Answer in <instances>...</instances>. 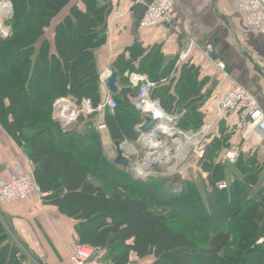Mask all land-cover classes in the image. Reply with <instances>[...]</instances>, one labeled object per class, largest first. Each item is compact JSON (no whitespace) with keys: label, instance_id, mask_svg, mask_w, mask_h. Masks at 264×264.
<instances>
[{"label":"trees","instance_id":"16d2710c","mask_svg":"<svg viewBox=\"0 0 264 264\" xmlns=\"http://www.w3.org/2000/svg\"><path fill=\"white\" fill-rule=\"evenodd\" d=\"M70 1L10 0L12 16L6 22L11 33L6 38L0 36V124L33 161L36 182L49 191L43 203L73 222L71 233L77 243L95 248L94 256L110 264H239V258L241 264H264V242L256 243L264 235V186L258 185L264 157L241 151L236 164L222 162L235 135L222 126L229 124L234 114L218 119L208 135L205 159L210 170L206 178L201 176L208 187L206 200L191 180L178 181L181 184L175 187L162 179L131 178L141 197L94 183L90 165L107 169L97 156L101 141L95 123L91 139L96 153L91 152V158L81 160L63 147L64 138H74L76 124L64 133L51 119L53 102L57 97H70L78 103L89 99L93 105L102 100L95 52L106 41L105 19L114 9L108 0H75L66 9ZM60 14L61 21L49 40L46 32ZM72 44L80 55L74 54ZM137 46L127 48L126 64L134 62L140 51ZM192 61V55H187L179 64L180 78L178 74L167 80H163L165 70L159 69L157 58L132 69L146 73L155 82L151 98L159 100L166 112L179 115V128L195 131L214 118L217 101L214 89L203 98L196 96V72L186 65ZM112 96L116 107L104 116L109 137L136 141L140 112L128 100L124 102L114 93ZM115 165L111 164L119 174L134 175ZM222 181L227 182L226 189L217 188ZM185 195L191 198L188 205L181 202ZM194 200L197 205H192ZM158 208H170L180 215L203 232V240L169 225ZM201 213L204 227L200 226ZM10 234L0 220V264H25L14 239L23 241Z\"/></svg>","mask_w":264,"mask_h":264},{"label":"crops","instance_id":"0c3cea01","mask_svg":"<svg viewBox=\"0 0 264 264\" xmlns=\"http://www.w3.org/2000/svg\"><path fill=\"white\" fill-rule=\"evenodd\" d=\"M116 1L110 2L114 6ZM121 10L122 17L117 18L111 12L105 19L106 41L95 52V62L100 74L107 77L111 70L121 72V75L118 74L117 84L119 87L125 86V71L134 66L142 67L144 62L147 64L157 58L159 69L165 70L163 80H167L179 74V64L183 59L179 60L178 55L188 50L193 61L186 65L191 67L192 72H196V96L203 98L214 89L217 97L218 88L225 90L228 85L217 78L212 62L204 58L192 42L200 46L208 44L212 46L211 58L222 60L229 75L256 97L264 111V34L246 31L244 19L234 0H174L175 24L170 28L139 29L138 19L134 16L133 5L129 0H123ZM66 11L62 15L68 12ZM133 44H138L140 51L133 59L134 62L126 64L128 60L125 52ZM180 76L181 71L179 78ZM147 77L150 79L148 75ZM105 89L109 91L107 84H101L102 94ZM116 95L132 104V92L126 100ZM228 120L229 124L225 122L222 127L233 130L236 115ZM234 134L233 140L240 145L242 152L254 151L264 157V143L256 135H248L244 131ZM23 154L25 152L0 124V178L7 177L6 166L9 163L20 161L23 167H27ZM1 212L14 229L13 232L34 256L45 260L46 264H61L60 257L71 258L69 251L76 242L71 233L73 222L62 217L53 206L44 204L42 199L33 198L1 206Z\"/></svg>","mask_w":264,"mask_h":264},{"label":"built area","instance_id":"2783aa9c","mask_svg":"<svg viewBox=\"0 0 264 264\" xmlns=\"http://www.w3.org/2000/svg\"><path fill=\"white\" fill-rule=\"evenodd\" d=\"M134 6L136 3L146 5L142 16L137 20L139 29L150 28H170L175 24L174 18V0H129ZM239 12L241 13L246 31L253 34H264V0H234ZM123 0H117L113 16L120 18L122 14ZM12 16V6L10 0H0V35L8 33L7 20ZM200 51L204 58L210 60L217 72V78L226 82L228 88L223 90L219 87L216 97V113L210 122L203 123L197 130H183L177 126L179 115L177 113L166 112L160 105L159 100L151 98V91L155 82L150 80L146 74L138 71L127 70L124 72L126 78L125 86H129L134 95L130 97L132 104L142 112V122L137 125L136 130L144 122L145 116L156 119V123L149 131H154L159 141V148L154 150H144L146 140L142 138L143 133H139L136 141H139L140 148L124 141L125 155H135L137 158L131 160V164L136 167V162L145 163L148 161L146 170L139 168L149 174L154 172L153 166H150L152 160L159 163V168L167 165L166 171L177 175L184 174V171L174 167L171 169L169 164L173 159L177 161L185 160L192 154L194 163L193 168L201 165L205 159V147L209 142V132L215 127L216 121L225 116V114L236 115L233 131L236 134L246 132L248 135H256L258 140L264 143V111L262 110L256 97L242 84L233 79L226 71L225 63L219 59H212V46H200L192 42ZM188 50L178 55L179 60L185 59ZM105 75H100L101 84H106ZM59 101L53 102L52 113L55 120H58L60 127L71 128L72 124L87 120L91 116L96 119L98 130H105L104 116L107 110L112 111L116 107V100L111 93L105 89L103 98L96 105H93L89 99H82L80 103L70 97H59ZM57 100V99H56ZM132 145L133 150L129 151L128 146ZM159 149V151H158ZM174 151V154H173ZM140 152L145 156L138 159ZM151 153V154H150ZM241 154V147L231 142L230 147L225 150L222 156V162L227 165H234ZM156 155H159L157 157ZM156 156V157H155ZM153 158L150 160V158ZM23 159L27 167H23L20 162L7 164V177L0 178V204L1 206L10 204L17 200L30 201L33 198L41 200L47 195L40 185L36 182L33 174V161L23 154ZM131 159V158H130ZM138 159V161H136ZM136 161V162H135ZM137 168V167H136ZM155 168V167H154ZM202 171V170H201ZM205 177V176H204ZM264 186V181L261 183ZM218 189H226L228 184L222 181L216 184ZM264 242V235L259 237L256 243ZM96 249L87 245L76 243L71 253L72 264H110L94 256Z\"/></svg>","mask_w":264,"mask_h":264},{"label":"rangeland","instance_id":"374dc122","mask_svg":"<svg viewBox=\"0 0 264 264\" xmlns=\"http://www.w3.org/2000/svg\"><path fill=\"white\" fill-rule=\"evenodd\" d=\"M74 1L75 0H71L70 3L66 6V9H68L69 5H72L74 3ZM60 21L61 20H60V16H59L53 21L51 27L47 30L45 37H48L49 40H51L53 35H54L55 25L57 23H59ZM7 26H8L7 27L8 28L7 35L9 36L11 33V26H10V24H7ZM62 32L66 33V30L64 29ZM69 43H70V40H68V44ZM72 43H74V42H72ZM69 46H71V44ZM72 50L74 51V54L80 55V52L78 51L79 49H77V46H75V45L73 46V44H72ZM17 96H18V94H17ZM31 98H32L31 100L36 101L35 96H32ZM56 99L54 100V102L59 101L58 99H60V98L57 97ZM139 112L138 113L142 116L143 115L142 112L141 111H139ZM51 119L52 120L54 119L52 111H51ZM54 121H55V119H54ZM56 123L59 124L58 122H56ZM94 123L96 125L95 117L91 118V119L79 121L76 124L75 133L72 135L74 138H80V139L77 140V139H74L72 137H68L67 139L64 138V140L61 142L63 147L71 150L73 155L76 158H79L81 160L86 158L88 160L87 157L91 158L90 157L91 152L96 153L93 149L94 145H93V142L91 139V138H93V126H95ZM78 134H80V135H78ZM100 141H101V151L97 154V156H98L99 160L102 162V164L105 163V167H107V169H100V167H98V166H93V165L91 166L90 165V167H91L90 178L94 183L102 185L106 190H118V191L123 192L125 195L131 196V197H141V192L138 190V186L136 187L134 185L133 179H136L138 181L139 180H142V181L143 180H149L150 178L156 179V180L162 179V180H165L168 185L175 186V187L180 186L181 183L179 184L178 181L187 180L190 182V180H191L192 182H194L196 184V187L198 188V191H199L201 198L206 200V195H207L206 193H207L208 187L206 186L205 180L203 179L204 180L203 181L201 178V176L202 177L205 176V173H203L198 167L193 168L191 166L194 163V157L192 156V154L189 155L183 161H181V160L177 161L176 159H173L169 163L171 165L172 170L174 169V167H177L178 169H181L182 171H184V174L178 173L180 175L179 177L176 174L177 172L173 174L172 173L173 171L172 172L166 171V168L168 167L167 165L163 166L162 169L159 168V163L157 165L153 166L154 172H150L149 174L146 175L145 172H143L142 170L139 169V168H141V166H137V164H136V163H139V162H136V161H138V159L140 160L145 156L144 152L143 153L140 152L138 155L139 158L135 161L137 168L133 164H131L126 169H123V170H128V171L130 170L134 175H132V174H119L117 171H114L113 167L111 166V164L113 165V158H114V154H115L114 145H113L114 141L109 137L106 130L100 131ZM129 143L136 146V148H140L139 141H137L136 143H135V141H131ZM159 149L162 150V148H159ZM159 149H158V151H159ZM173 154H174V151H173ZM156 156L159 157V155H156ZM130 158H131V160H135L137 157L135 155H130ZM105 160L110 162L109 163L110 167L106 164ZM150 160H152V159H150ZM156 166H157V168H154ZM115 167L118 168L117 165H115ZM131 178H133V179H131ZM203 178H205V177H203ZM263 179H264V172L261 173L258 185H261ZM40 187H41V185H40ZM45 192L48 193L49 191H45ZM43 198H42V200H43ZM190 199L191 198H189L188 196L185 195V197L181 200V202L184 205H188V203L191 202ZM196 201L195 200L192 201L193 202L192 205H197ZM4 206H6V205H4ZM158 210H161V212L164 214V216H166L165 218H166L167 222L169 223V225H171L174 228L176 227V228H180V229L185 230L194 239L198 238L200 240H203L204 234L201 230L196 228L194 225L188 223L185 219L181 218L180 215L173 214V212L171 211L170 208H164V209L158 208ZM0 215L2 217L1 204H0ZM204 219H205V216L201 213L200 214V220H199L201 223L200 224L201 227L205 226ZM0 220L3 223L4 229L7 233L8 232H9V234H10V232L14 233L13 232L14 229L8 224V222L6 221L4 216ZM12 235H15V234H12ZM12 235L10 234V236L12 238H14ZM14 241L16 242L17 247H20L23 255L25 256V258L23 259L25 261V264H46L45 260H42V259L40 260L38 257H33L29 252L30 249L26 246V244L24 242H23L24 243L23 244V243H20L19 241L17 242L15 239H14ZM76 243L77 242H75V244ZM75 244H74V246H75ZM74 246H73V248H71V250L69 252L72 253ZM240 260L241 259L239 258L238 259L239 264H241L243 262L242 260L241 261ZM59 262L61 264H72V260L70 257L66 258V259L60 257ZM133 264H136V262H133Z\"/></svg>","mask_w":264,"mask_h":264},{"label":"water","instance_id":"95a60500","mask_svg":"<svg viewBox=\"0 0 264 264\" xmlns=\"http://www.w3.org/2000/svg\"><path fill=\"white\" fill-rule=\"evenodd\" d=\"M145 9H146V5H144L142 3H136L133 6L134 16L137 19H139L142 16V14L144 13ZM1 36L3 38H6L8 35L6 34V35H1ZM117 76H118L117 72L114 70H111L110 74L107 76V79H106L107 87L111 93H114V94L116 93L119 96H121L124 100H126L128 98V95L132 92V89L129 86L119 87L117 84ZM143 120H144V122L137 129L138 133L149 132L156 123V119L149 117V116H145V118ZM55 121L58 122V120H55ZM62 130L64 133H68L71 131V129L69 127H66V126L62 127ZM113 145H114V149H115V157L113 159V162L118 167H120L122 169H126L129 166L130 160L124 154L122 143L119 140H114ZM143 149L144 150H154L156 148H152V146L149 143H145ZM155 165H157V162L152 160L150 162V166H155ZM201 170L205 174L208 173V171L210 170V162L208 160H203L202 165H201ZM22 257H24V255H22Z\"/></svg>","mask_w":264,"mask_h":264},{"label":"bare ground","instance_id":"6f19581e","mask_svg":"<svg viewBox=\"0 0 264 264\" xmlns=\"http://www.w3.org/2000/svg\"><path fill=\"white\" fill-rule=\"evenodd\" d=\"M142 138L144 140H146L147 143H149L152 146V148H159L160 144H159V141H158L157 136H156L154 131L143 133L142 134ZM128 147H129L128 148L129 151L133 150L132 145H129ZM125 148H126V146H125ZM150 159H153V158L151 157ZM136 164H137V166H141V168L144 169V170H146L148 168V161L145 162V163L139 162V163H136Z\"/></svg>","mask_w":264,"mask_h":264}]
</instances>
